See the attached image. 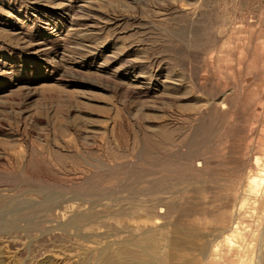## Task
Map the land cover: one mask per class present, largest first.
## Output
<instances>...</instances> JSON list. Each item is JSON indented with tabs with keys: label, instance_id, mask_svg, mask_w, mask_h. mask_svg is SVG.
Segmentation results:
<instances>
[{
	"label": "rangeland",
	"instance_id": "rangeland-1",
	"mask_svg": "<svg viewBox=\"0 0 264 264\" xmlns=\"http://www.w3.org/2000/svg\"><path fill=\"white\" fill-rule=\"evenodd\" d=\"M119 252L264 264V0H0V264Z\"/></svg>",
	"mask_w": 264,
	"mask_h": 264
},
{
	"label": "bare ground",
	"instance_id": "bare-ground-1",
	"mask_svg": "<svg viewBox=\"0 0 264 264\" xmlns=\"http://www.w3.org/2000/svg\"><path fill=\"white\" fill-rule=\"evenodd\" d=\"M122 144H124V143H122ZM144 144L148 148L150 146H152V140L150 139L149 136H145L144 137ZM145 156H147V154ZM125 181H127V180H125ZM166 183H167V179L166 178H163V179H160L158 181H155L153 179H148L146 176H132L130 181H129V184L124 186L123 190H125L128 194L131 193V192H135V193H138V194H147L148 195V194H152L154 191L162 192V191L166 190L167 189ZM141 184H144L145 186H140ZM94 187H97V186H94ZM87 190H89V189H87ZM151 191H153V192L151 193ZM113 195H114V193L110 189L104 191L101 194H99V193L98 194H92V196L96 197V199H105V198H108V197H112ZM120 209H121L120 211H122V212L125 211V210H128V209H125L124 207H121V206H120ZM143 238H145V237H143ZM150 241L151 240H149V238H148V240L146 239V241H143L139 237V238H135V239H132V240H129V241H125L123 243H124V245H126L127 243L135 245L136 247L140 248L139 251L142 252V251H144V247L145 246L151 244V243H149ZM104 253H105V250H103V249L99 250V255L103 256ZM133 254H134V252H133ZM133 254L130 255V256H125L124 252H119L118 254H116L115 257L110 256L109 257V261L113 262V263H120V264L121 263L124 264L123 262H128L126 264H139L136 256H134ZM142 254H143V252H142ZM144 254L148 255L147 251Z\"/></svg>",
	"mask_w": 264,
	"mask_h": 264
}]
</instances>
